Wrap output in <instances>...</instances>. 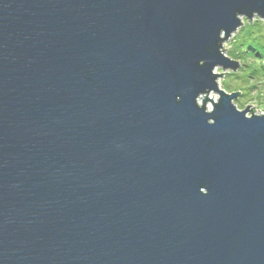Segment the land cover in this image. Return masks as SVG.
<instances>
[{
	"label": "water",
	"instance_id": "1",
	"mask_svg": "<svg viewBox=\"0 0 264 264\" xmlns=\"http://www.w3.org/2000/svg\"><path fill=\"white\" fill-rule=\"evenodd\" d=\"M257 10L0 0V264H264V119L195 105Z\"/></svg>",
	"mask_w": 264,
	"mask_h": 264
},
{
	"label": "clouds",
	"instance_id": "2",
	"mask_svg": "<svg viewBox=\"0 0 264 264\" xmlns=\"http://www.w3.org/2000/svg\"><path fill=\"white\" fill-rule=\"evenodd\" d=\"M235 20L238 25L234 29L219 30L217 48L223 60L236 61L237 67L215 63L210 73L215 77V88H206L195 96L196 107L209 117L206 122L212 127L217 124L214 116L225 96L244 119H264V15L258 10L251 15L236 12ZM207 63L199 61L200 67H206ZM176 100L181 102L182 97L178 95ZM200 192L209 194L203 187Z\"/></svg>",
	"mask_w": 264,
	"mask_h": 264
},
{
	"label": "rangeland",
	"instance_id": "3",
	"mask_svg": "<svg viewBox=\"0 0 264 264\" xmlns=\"http://www.w3.org/2000/svg\"><path fill=\"white\" fill-rule=\"evenodd\" d=\"M236 62V61H235Z\"/></svg>",
	"mask_w": 264,
	"mask_h": 264
}]
</instances>
